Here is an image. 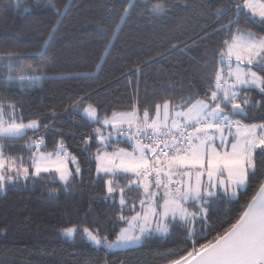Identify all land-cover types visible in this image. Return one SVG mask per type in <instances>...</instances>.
Masks as SVG:
<instances>
[{"label": "snow or ice", "instance_id": "snow-or-ice-1", "mask_svg": "<svg viewBox=\"0 0 264 264\" xmlns=\"http://www.w3.org/2000/svg\"><path fill=\"white\" fill-rule=\"evenodd\" d=\"M21 2L9 0L4 10L18 9ZM34 6L54 16L37 52L0 45V68L8 73L3 83L18 82L25 91L45 80L48 70L47 63H25L27 56H38L54 38L68 7H60L57 0H34ZM138 7V14L151 20L166 15L171 5L169 0H126L112 37ZM212 16L217 21L213 33L220 40L210 59L207 50L201 58L206 74L202 92L179 101L146 97L142 102L137 86L127 110L101 117L96 105L83 106V117L93 127L81 136V151L89 153V173L94 163L102 200L117 209L121 226L114 239L100 224L63 227L62 237L75 242L79 236L96 249L114 251L136 248L154 235L167 237L180 227L186 233L184 243L191 246L158 253L167 264H264V0H221ZM201 32L202 40L213 34L205 26ZM71 107L75 118L81 100ZM52 128L39 118L25 120L14 100L0 99V192L20 180L53 178L65 192L83 181L84 165L69 150L61 129H55L59 139L47 150L46 135ZM25 137L27 157L5 151L6 145ZM249 187L252 195L234 222L211 239L206 231L197 236L195 226L207 228L212 205L233 200ZM57 190L51 188L53 194Z\"/></svg>", "mask_w": 264, "mask_h": 264}, {"label": "trees", "instance_id": "trees-1", "mask_svg": "<svg viewBox=\"0 0 264 264\" xmlns=\"http://www.w3.org/2000/svg\"><path fill=\"white\" fill-rule=\"evenodd\" d=\"M8 2L0 0V45L35 54L54 23L53 14L35 8L34 0H22L18 9L5 11ZM220 2L169 0L168 13L151 20L147 14L139 15L138 7L121 23L117 37H112L111 29L126 0H57L60 7L68 5L62 23L56 26L54 38L43 51L25 60L47 63V78L25 91L15 81L5 85L8 73L0 68V99L14 100L25 120L39 118L53 125L46 135L49 151L59 139L55 129H61L69 150L80 156L84 178L74 182L67 192L53 178L20 180L0 192V264H85V260L92 264H167V258L158 253L169 249L180 252L191 246L190 241L184 243L186 233L180 227L167 237L154 235L136 248L112 252L96 249L79 236L73 242L62 237L60 230L78 224H100L114 239L121 226L116 219L117 209L102 200L103 185L97 182L94 163L89 173V153L81 151V136L93 127L79 114L81 108L96 105L101 117L105 112L110 115L113 110H127L137 86L142 102L146 97L152 101H179L181 96L202 92L206 74L201 58L207 50L210 59L220 40L213 33L217 21L212 16ZM202 26L213 33L211 38L201 39ZM76 100H81V107L73 118L71 105ZM92 143L94 151L95 141ZM52 187L58 188L54 194ZM251 195L249 187L235 200L217 201L210 207L207 228L195 226L197 236L206 231L211 239L234 222Z\"/></svg>", "mask_w": 264, "mask_h": 264}, {"label": "rangeland", "instance_id": "rangeland-1", "mask_svg": "<svg viewBox=\"0 0 264 264\" xmlns=\"http://www.w3.org/2000/svg\"><path fill=\"white\" fill-rule=\"evenodd\" d=\"M88 104L84 105V106H87ZM83 107L81 108V110L79 111V114L83 117ZM85 118V117H84ZM86 119V118H85ZM25 141L26 140H23V142L21 144H15V143H12V144H8L6 145L5 147V151L6 152H10L11 154L13 155H19L20 153H24L25 157H27V151L26 149L23 148V145L25 144ZM244 189L240 190V191H243ZM239 191V192H240ZM238 192V193H239ZM236 199V198H235ZM233 199V200H235ZM118 204V203H117ZM126 226V225H125ZM141 245V244H140ZM124 250V249H122ZM114 251H117V250H114ZM108 252H112V251H108Z\"/></svg>", "mask_w": 264, "mask_h": 264}]
</instances>
